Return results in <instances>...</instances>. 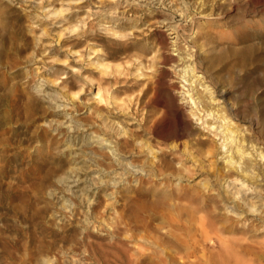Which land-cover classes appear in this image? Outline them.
<instances>
[{
  "label": "rangeland",
  "instance_id": "1",
  "mask_svg": "<svg viewBox=\"0 0 264 264\" xmlns=\"http://www.w3.org/2000/svg\"><path fill=\"white\" fill-rule=\"evenodd\" d=\"M228 2L246 12L225 23L209 9L178 26L203 84L196 109L160 26L170 10L0 0V264H264V221L219 201L222 162L190 178L194 166L175 153L184 142L207 149L193 144L199 137L219 146L204 122L216 126L204 109L219 108L235 111V126L264 150V0ZM244 22L256 26L240 35ZM179 191L209 202L198 215L214 228L210 241L189 216L200 203ZM217 237L230 243L224 254Z\"/></svg>",
  "mask_w": 264,
  "mask_h": 264
},
{
  "label": "bare ground",
  "instance_id": "2",
  "mask_svg": "<svg viewBox=\"0 0 264 264\" xmlns=\"http://www.w3.org/2000/svg\"><path fill=\"white\" fill-rule=\"evenodd\" d=\"M180 1H182V2L177 3V0H144V3H145V6L148 8L149 7H157V9H168V10H170V12H171V18L169 19L170 21H168V22L166 20L162 21V22H160L161 23L160 26H161V28L164 29V31L169 32L166 35H172L173 36L170 40V44L172 46V52H173V54L172 53L171 54L174 58V61H173L174 62V65H173L174 69L179 68V70H178L179 71V73H178L179 77L178 78H181L182 80H184L183 81L184 85L182 86L183 87L182 89H184V92H182V93H184L183 99L185 101H187L188 104L191 103L194 106H196L195 107L196 109H198L199 104H201L202 101L199 100L197 102V100L200 99V96H198L197 98H195V96L198 95L199 85L203 86V84L201 83V77L199 75H197L198 72L197 73L195 72L196 70L194 68V65H192L193 64L192 53L190 54V53L186 52L185 45H181L179 43V38L181 35L179 33L178 26L181 25L182 23L183 24L194 23L195 20H193V16L195 17V15H197V14L204 15L207 12V10H209V9H210V12L208 14H206L207 17L208 16H214L217 18L220 17L219 18L220 20L223 19V20H225V23H229L228 17L231 13H233V12H236V14H238L239 12L244 13V12H246V8H245L244 3L243 4H240L239 2L229 3L228 0H224L223 3H219V0L218 1H216V0H198V1L193 2V3L188 2L186 0H180ZM56 13H61V11H57ZM204 18H205V15H204ZM237 22H238V20H237ZM214 26H215V24H211V26H209V27L207 26V28H205L207 30V33H213L212 29H214V28H212V27H214ZM255 26H256L255 22H244L242 24L240 30H238L239 33L238 32L237 33L240 35H246L251 29L255 28ZM195 34H196V32H195ZM195 38H196V36H195ZM186 40H187V38H186ZM243 64H244V61H243ZM100 66L104 67L105 64H103V62H102L100 64ZM146 71H148V70H146ZM143 74H144V72H143ZM145 76L147 77V75L144 74V77ZM194 78H196V79L194 80ZM149 79H150V77H149ZM197 82H198V85H196ZM181 83H182V81H181ZM205 88H207V87H205ZM99 95H100V93L98 91L96 93V97ZM210 99H212V98L210 97ZM223 109L224 108H219V109H214V110H209V111H206L204 109V111L206 113H208L207 114L208 116H212L213 119L216 120V123H217L216 126H213L215 123H211V122L209 123L206 120L204 122H206L208 124L209 128L214 129L213 133L215 136H219L218 140L221 141L219 146L217 145L216 141L213 138H209L208 140H205L204 138L199 137V138H196V143H193V144L195 146H197L199 144H207L208 145L207 149L199 150V152H197V154H195V152L190 150L191 148L189 149V144H191V143L188 144V142H184L181 145V146H183V150H176L175 153H176V155H179V158L182 162L185 159L186 160L189 159L191 161L192 166H194V169H191L190 167L186 168L187 170L185 169V172L187 171V173L189 174V176L188 175L187 176L190 178H193V177L197 178L203 172L207 171L206 173H208L210 170H212L210 165H212L214 163L212 161L213 158H215L217 161L220 160L222 162L224 168L220 170L221 172H219V173L217 172L218 175H216V177H214V180L217 179L218 183L220 184V188H221L220 194H218L219 201L225 202L226 204H231V206H227V208L226 207L225 208L230 209L228 211L230 213H233L236 216V218L241 217L242 215L245 214V215L253 216L255 219L262 222V221H264V188H262L261 183H262V181H264V168H262L261 162L264 161V150H261L260 147L255 146L250 139L245 137V135H244L245 131L242 132L240 129H238L235 126V123L233 122L234 117L237 116L235 111H233V114L231 116H229L230 113L226 114V112H223ZM202 111H203V109H202ZM227 112H228V110H227ZM202 119L203 118L201 116L197 120L203 121ZM204 122H202L201 124H205ZM153 124H155V123H153ZM152 127H154V125ZM125 132H126V130H125ZM171 149H172V147H171ZM262 149H264V147H262ZM147 150L155 158L156 151L154 150V148H152L149 145V143L147 145ZM182 162H181V164H182ZM215 170L217 171V169H215ZM174 197H176L178 199L186 200L190 204L191 203L192 204L200 203L197 205L198 206L201 205V206L195 207L194 210H192V214L189 216H191L193 224L197 226V228L200 231V233L202 234L204 240L210 241V235H211V232L213 231L212 229H214V228H212L211 225L208 224L209 222H206V217L198 215L200 211H204L207 208V206L210 205L209 202L207 203V201H205V203H203L204 201H200L195 195L188 194V193L181 194L180 191H179V193H174ZM198 201H200V202H198ZM237 211H239V212H237ZM229 212H227V213H229ZM262 223H264V222H262ZM210 224H212V223H210ZM220 228H222V227H220ZM231 229L234 231H240V229H238L236 226L234 227V225L231 226ZM215 230H217V229H215ZM247 231H245V232H247ZM217 239L221 243L220 244L221 251L222 252L225 250L227 251V249L229 248V246L227 244H230V243L226 242V240L224 241L220 237H217ZM233 245H234V243H233ZM224 253L225 252H223V254ZM218 255H219V253H218ZM228 256H229V254H228ZM228 256H227V260H228ZM230 256H231V254H230ZM230 256H229V259L231 258ZM228 263L229 262H227V264Z\"/></svg>",
  "mask_w": 264,
  "mask_h": 264
}]
</instances>
